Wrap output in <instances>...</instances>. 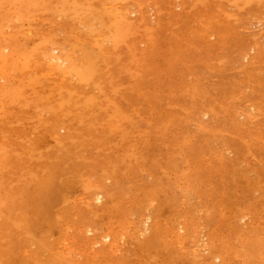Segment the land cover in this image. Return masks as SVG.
Instances as JSON below:
<instances>
[{
    "label": "rangeland",
    "instance_id": "374dc122",
    "mask_svg": "<svg viewBox=\"0 0 264 264\" xmlns=\"http://www.w3.org/2000/svg\"><path fill=\"white\" fill-rule=\"evenodd\" d=\"M0 264H264V0H0Z\"/></svg>",
    "mask_w": 264,
    "mask_h": 264
},
{
    "label": "bare ground",
    "instance_id": "6f19581e",
    "mask_svg": "<svg viewBox=\"0 0 264 264\" xmlns=\"http://www.w3.org/2000/svg\"><path fill=\"white\" fill-rule=\"evenodd\" d=\"M49 54V53H48ZM3 55V54H2ZM55 57V56H54ZM56 58V57H55ZM52 59V58H51ZM56 60V59H55ZM206 114V113H205ZM55 132V131H54ZM93 193V192H92ZM93 204V203H92ZM99 204V203H98ZM149 223V222H148ZM104 235V234H103ZM107 235V234H106Z\"/></svg>",
    "mask_w": 264,
    "mask_h": 264
}]
</instances>
